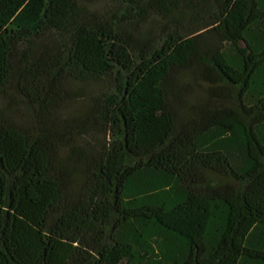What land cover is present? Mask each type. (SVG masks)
I'll return each mask as SVG.
<instances>
[{
  "label": "trees",
  "instance_id": "trees-1",
  "mask_svg": "<svg viewBox=\"0 0 264 264\" xmlns=\"http://www.w3.org/2000/svg\"><path fill=\"white\" fill-rule=\"evenodd\" d=\"M90 1L0 0V264H264V0Z\"/></svg>",
  "mask_w": 264,
  "mask_h": 264
},
{
  "label": "rangeland",
  "instance_id": "rangeland-1",
  "mask_svg": "<svg viewBox=\"0 0 264 264\" xmlns=\"http://www.w3.org/2000/svg\"><path fill=\"white\" fill-rule=\"evenodd\" d=\"M114 0H91L89 2V4L92 6L93 9H95L96 11H100L103 12L105 9H107L109 6L114 5ZM149 24L157 27L156 24H158V22H150L144 26H141L138 28L137 32H141L142 30L146 29ZM72 93L71 95L75 96L76 99L73 100V103L70 104V106L68 108L76 110V109H80L81 106L83 105V101L80 100L81 97L84 94L90 93L92 92L95 88L94 87H79V86H74L72 87ZM201 95V91L198 88H195V96H199ZM18 116L20 117L21 121L23 122V124L26 126V128H33V119L31 117V109L25 107L23 104L19 103L17 104V106H15ZM65 110H66V106H65Z\"/></svg>",
  "mask_w": 264,
  "mask_h": 264
}]
</instances>
